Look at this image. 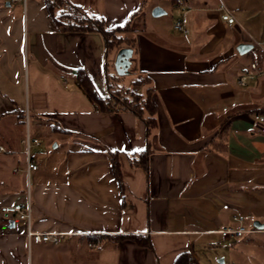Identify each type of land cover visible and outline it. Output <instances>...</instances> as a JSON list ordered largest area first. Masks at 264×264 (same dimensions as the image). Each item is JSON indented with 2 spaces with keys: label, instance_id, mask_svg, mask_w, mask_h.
Listing matches in <instances>:
<instances>
[{
  "label": "crops",
  "instance_id": "1",
  "mask_svg": "<svg viewBox=\"0 0 264 264\" xmlns=\"http://www.w3.org/2000/svg\"><path fill=\"white\" fill-rule=\"evenodd\" d=\"M70 1L109 27L136 14L133 72L151 80L158 127L147 138L140 117L97 112L77 86L82 69L107 95L101 34L59 33L43 0H0V205L26 199V176L13 169L24 167L19 114L28 109L34 135L57 136L34 148L31 228L66 234L60 245L30 243L25 221L12 227L0 214V264H174L184 252L193 264H264V123L255 120L264 115V0ZM155 7L166 14L154 17ZM168 9L178 15L163 27ZM240 44L253 48L241 54ZM147 142L148 173L131 165ZM109 151L120 154L124 198ZM240 224L255 232L219 233ZM135 234L153 250L115 243Z\"/></svg>",
  "mask_w": 264,
  "mask_h": 264
},
{
  "label": "trees",
  "instance_id": "2",
  "mask_svg": "<svg viewBox=\"0 0 264 264\" xmlns=\"http://www.w3.org/2000/svg\"><path fill=\"white\" fill-rule=\"evenodd\" d=\"M53 23L59 33H99L105 41L106 53L117 52L122 48H131L134 51L135 44L127 34L132 32L131 22L133 15L123 25L109 27L101 17L89 15L81 7L73 4L70 0H43ZM115 81H111V76L107 74V95L103 97L99 94L90 76L84 71L79 70L75 73V82L86 98L94 106L97 112L102 113H121L127 112L140 117L146 127L147 138L158 127L156 117V106L153 102L154 88L150 86L149 77L139 76L132 81L130 88H121L116 85L118 76H113ZM147 86L144 92L139 88ZM25 117V111L19 114L20 120ZM31 118V115H30ZM31 120V119H30ZM53 128H58L56 124ZM152 150L147 142V148L137 155L131 157L133 168H139L148 173L149 158ZM111 162V171L117 180L123 198L125 197V181L122 174L119 152H108ZM115 243L121 240H131L139 246L153 250L151 240L148 236L118 235L114 237ZM174 264H193L190 252H184L177 257Z\"/></svg>",
  "mask_w": 264,
  "mask_h": 264
},
{
  "label": "built area",
  "instance_id": "3",
  "mask_svg": "<svg viewBox=\"0 0 264 264\" xmlns=\"http://www.w3.org/2000/svg\"><path fill=\"white\" fill-rule=\"evenodd\" d=\"M12 2L22 1L26 6L27 0H11ZM223 21L228 24H235L236 19L231 15L229 11H226L222 16ZM178 30H184L183 25L179 22L175 26ZM186 31V30H185ZM188 32V31H186ZM252 68L255 69L256 65L253 64ZM241 86H245V77H242L239 81ZM30 113L26 109L25 117L23 119L24 123V133L20 139V144L22 146V155L24 157V168L15 167L13 169L14 174H18L21 171L26 176L27 181V193L24 203H16L11 205H0V214L7 217L9 221L18 218L21 221H25L28 227V239L30 243L34 244H51L60 245L65 238V233H52V232H35L31 228V217H32V198H31V174L39 169V165L34 156V148L41 145V139L34 135L31 131L30 126ZM255 120L264 123V115H256ZM0 152L5 153L6 149L4 146H0ZM236 221H241L242 219L235 216ZM255 231L247 229L244 225L240 224L237 227H226L219 231L222 237L226 240H237L244 237L246 234L253 233ZM91 248L96 247V244H89Z\"/></svg>",
  "mask_w": 264,
  "mask_h": 264
},
{
  "label": "rangeland",
  "instance_id": "4",
  "mask_svg": "<svg viewBox=\"0 0 264 264\" xmlns=\"http://www.w3.org/2000/svg\"><path fill=\"white\" fill-rule=\"evenodd\" d=\"M163 10L165 11V9H163ZM167 12L169 13V15L164 16L162 18H159L157 20L159 22V24L161 26H163V27H165L166 25L167 26L169 25L170 27L173 26V25H171L173 23V20H174L173 18H177V15H178L176 11H174V13H173V11H171L170 9H168ZM115 58H116V53L111 52L109 54V59H108V71H109L108 74L111 76V81L112 82L115 81L113 76H118L117 75V70H116V67H115ZM133 71H134V67L132 66L131 69H130V73L129 74L123 75V76H118V80H116V83H117L116 85L120 86L121 88H130L132 86L133 79H135V75H134ZM39 138L41 139V142L44 145H48V144H55L57 136L55 134H53L51 131H49V130L40 129ZM33 152H35V151L33 150ZM18 178H20V177H18ZM24 193H25V196H26V193H27V181H26V186H25Z\"/></svg>",
  "mask_w": 264,
  "mask_h": 264
},
{
  "label": "water",
  "instance_id": "5",
  "mask_svg": "<svg viewBox=\"0 0 264 264\" xmlns=\"http://www.w3.org/2000/svg\"><path fill=\"white\" fill-rule=\"evenodd\" d=\"M154 17H161L166 14V12L161 7H155L152 12ZM253 45L251 44H240L238 46V51L241 54H244L247 50L252 49ZM133 49L131 48H122L116 53L115 58V67L117 70L118 76L127 75L130 73V69L132 67V57H133ZM57 145H54V148H56ZM14 221H11L10 225L14 226ZM256 226L259 228H264V225L260 223H256Z\"/></svg>",
  "mask_w": 264,
  "mask_h": 264
}]
</instances>
